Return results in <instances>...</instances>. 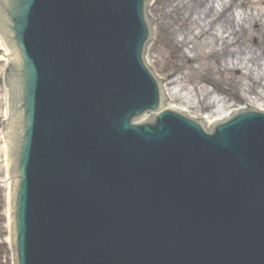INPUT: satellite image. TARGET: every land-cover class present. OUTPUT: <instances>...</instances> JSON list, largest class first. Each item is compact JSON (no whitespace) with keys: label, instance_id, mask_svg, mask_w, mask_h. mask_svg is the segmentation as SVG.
I'll return each mask as SVG.
<instances>
[{"label":"water","instance_id":"obj_1","mask_svg":"<svg viewBox=\"0 0 264 264\" xmlns=\"http://www.w3.org/2000/svg\"><path fill=\"white\" fill-rule=\"evenodd\" d=\"M144 1L15 2L26 103L16 195L20 264H264V115L240 116L215 137L169 113L155 128L131 124L158 109L160 98L142 62ZM158 1L153 12L166 31L193 45V55L184 52L208 57L189 68L161 33L152 59L161 75L175 70L184 84L152 72L163 108L196 113L205 130L237 112L241 103L212 99L202 75L264 101V18L259 26L234 10L231 22L234 0ZM245 7L264 16L263 0ZM252 28L232 55L230 46ZM7 145L13 169L9 134Z\"/></svg>","mask_w":264,"mask_h":264},{"label":"rangeland","instance_id":"obj_2","mask_svg":"<svg viewBox=\"0 0 264 264\" xmlns=\"http://www.w3.org/2000/svg\"><path fill=\"white\" fill-rule=\"evenodd\" d=\"M4 66H5V62L0 64V79H1V75H2L1 71L4 68ZM3 98H4V93H3L2 85L0 84V99H1V102H0V121H1V118L3 117V111H4ZM1 128H2V125L0 124V140L2 138ZM0 160H1V157H0ZM0 176H1V169H0ZM2 193H3V190L0 188V208H4V201H3V198H2ZM3 222H4V219H3L2 215H0V235L2 236V238L4 237L3 235H5L4 226H2ZM2 247H3V245L0 246V253L2 252L1 251ZM4 252L5 251L3 249V255L5 254Z\"/></svg>","mask_w":264,"mask_h":264},{"label":"bare ground","instance_id":"obj_3","mask_svg":"<svg viewBox=\"0 0 264 264\" xmlns=\"http://www.w3.org/2000/svg\"><path fill=\"white\" fill-rule=\"evenodd\" d=\"M2 53V48L0 47V63L2 62V60H4L5 58L4 57H2L1 54ZM7 147H8V145H7ZM0 153L2 154V150H0ZM0 154V155H1ZM8 161V160H7Z\"/></svg>","mask_w":264,"mask_h":264}]
</instances>
